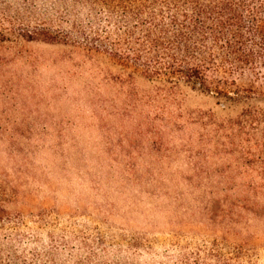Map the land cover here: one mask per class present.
Returning <instances> with one entry per match:
<instances>
[{"label": "rangeland", "instance_id": "obj_1", "mask_svg": "<svg viewBox=\"0 0 264 264\" xmlns=\"http://www.w3.org/2000/svg\"><path fill=\"white\" fill-rule=\"evenodd\" d=\"M15 12L0 7L3 264H264V97L221 104L76 40H24Z\"/></svg>", "mask_w": 264, "mask_h": 264}, {"label": "trees", "instance_id": "obj_2", "mask_svg": "<svg viewBox=\"0 0 264 264\" xmlns=\"http://www.w3.org/2000/svg\"><path fill=\"white\" fill-rule=\"evenodd\" d=\"M11 1L0 7L4 18L16 11L24 40H76L122 70L221 104L264 97V0H13L23 10Z\"/></svg>", "mask_w": 264, "mask_h": 264}]
</instances>
